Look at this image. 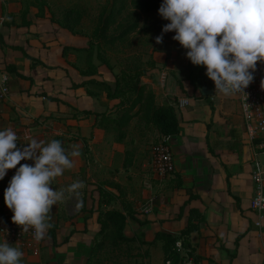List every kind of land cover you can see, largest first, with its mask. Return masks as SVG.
<instances>
[{
	"label": "crops",
	"instance_id": "crops-1",
	"mask_svg": "<svg viewBox=\"0 0 264 264\" xmlns=\"http://www.w3.org/2000/svg\"><path fill=\"white\" fill-rule=\"evenodd\" d=\"M32 1L0 0V78L7 76L10 87L9 97L0 102V130L12 127L26 143L56 139L69 151L77 145L80 156L74 158L75 166L57 177L52 187L66 188L82 180L85 188L79 210L75 198L53 206V227L44 239L14 245L24 253L23 264H87L100 231L96 211L100 188L115 197L104 210L134 214L127 218L125 235L136 238L138 251L131 258L139 253L134 259L141 264H166L156 235H180L192 209L204 216L200 230L189 237L198 262L264 264V219L251 207L252 174L256 160L264 162V155L255 157L238 99L216 93L211 79L206 86L212 96H203L202 87L195 90L184 75L188 58L183 46L162 54L167 71L159 70L157 61L149 64L151 72L142 83L155 92L158 105H173L179 121L178 134L168 140L175 175L158 180L146 159L148 140H155L158 132L135 118L118 142L114 131L96 127V115L80 114L111 111L118 101L96 85L73 84L110 80L101 67L96 76L81 73L86 67L75 63L74 54L87 52L74 49L88 48L90 38L59 26L47 12L40 17L37 0ZM23 18L32 24L21 25ZM65 47L73 48L67 56ZM183 101L187 103L181 105ZM14 175L7 172L0 180V221L14 215L5 203V189ZM191 195L196 197L190 200ZM259 221L261 227L256 225Z\"/></svg>",
	"mask_w": 264,
	"mask_h": 264
},
{
	"label": "clouds",
	"instance_id": "clouds-1",
	"mask_svg": "<svg viewBox=\"0 0 264 264\" xmlns=\"http://www.w3.org/2000/svg\"><path fill=\"white\" fill-rule=\"evenodd\" d=\"M159 14L170 21L163 33L174 31L173 39L188 50L187 58L194 65L206 66L216 93H245L254 80L257 62L264 61V0H163ZM162 42L163 34L156 37L157 44ZM18 139L12 127L0 130V180L20 165L5 189V203L14 213L13 223L22 226L23 232L33 229V238L40 241L53 227L54 205L75 198L77 210L83 207L84 181L52 187L57 177L75 166L80 152L77 145L69 151L56 139H31L21 148ZM22 160L34 165L20 164ZM23 256L7 240L0 243V264H23Z\"/></svg>",
	"mask_w": 264,
	"mask_h": 264
},
{
	"label": "trees",
	"instance_id": "trees-1",
	"mask_svg": "<svg viewBox=\"0 0 264 264\" xmlns=\"http://www.w3.org/2000/svg\"><path fill=\"white\" fill-rule=\"evenodd\" d=\"M130 2L136 12L151 13L159 11L163 0H130ZM126 3L127 0H112V10H110L108 14H102L100 17V26L94 30L92 37L90 36L89 47L86 49H74L76 51L87 52L86 69L81 70L84 76L92 77L99 74V67L93 62V52L91 50V42L93 39H96V41L105 46H114L119 42H125L128 37L139 30L141 21L139 14H137L132 22L123 24L118 22L117 16L118 14H122L126 9ZM118 4L119 8L116 9ZM36 5L39 8V16L45 17V3L37 0ZM80 16L78 11L70 9L64 14L63 20H55L53 15H51L50 19L59 26L70 30L73 34H84L79 30L81 25ZM31 24V21H27L26 18H23L21 25L26 26ZM117 24L119 26L118 28L121 30L117 35H110L112 26ZM71 50H73V48L65 47L63 50L64 56H67L68 52ZM25 55L27 58L31 59L26 53ZM97 59L100 61L101 65L106 66L113 72V66L110 60L103 54L98 53ZM206 72V66L194 65L190 59H188L187 79L195 90L209 84L210 78L206 75ZM145 75L146 70L144 68L138 65H130L121 69L119 73L114 75L115 82L113 84L105 81L100 82L94 79L78 85L73 84L75 88L86 85H96L103 92L107 93L110 100L118 101L114 106V108H116L115 112H112V110L103 113L83 111L80 114L83 117L96 115V127L106 132H110L111 130L114 131L118 142L125 139L127 129L135 118H138L145 125L153 127L158 132L160 137L158 136L155 138L158 144L164 142V137L178 134L179 121L173 105L160 106L157 104L155 92L142 83V78ZM180 86L182 88L181 82ZM173 175H175V172L171 176ZM99 191L100 201L96 211L99 213L98 223L100 231L91 250L87 264H100L102 255L105 254L104 252L106 250L118 252L124 245H127V247H129L127 251L132 253L134 248H137L135 244L137 241L136 238H128L125 235L127 218L134 217V214L131 212L125 214L123 211L116 209L104 210L103 206H109L115 200V197L103 188H100ZM195 197L196 196L191 195L190 200ZM203 223L204 216L202 213L196 209H192L187 221V226L180 235H174L168 232L157 233L155 239L162 241L166 262L172 260L174 264L178 263V256L173 252L175 244L178 240L182 239L184 246L189 248L191 246L189 242L190 235L199 231Z\"/></svg>",
	"mask_w": 264,
	"mask_h": 264
},
{
	"label": "rangeland",
	"instance_id": "rangeland-1",
	"mask_svg": "<svg viewBox=\"0 0 264 264\" xmlns=\"http://www.w3.org/2000/svg\"><path fill=\"white\" fill-rule=\"evenodd\" d=\"M45 3L44 9L47 12L48 16L51 18V15L55 17V20H63L64 14L70 10L74 9L79 12L81 15V25L79 27L80 32L84 33L86 37H92V34L96 28L100 26V17L102 14H108L112 10V0H39ZM30 2H34L30 0ZM126 9L122 14H118L117 19L120 24L126 22L134 21L137 14L140 15V28L137 32L132 34L125 42H119L114 46H105L102 43L93 39L91 42L92 52H93V62L98 66L103 68L107 80H110V83L114 82V75L119 73L121 69L126 68L130 65H138L150 73L151 70L148 69L149 64L156 61L159 70H166V64L163 62L162 54H165L170 51L174 53L179 51L182 48V45L173 39L175 32L163 33V27L170 23L169 20H165L160 14L159 11H154L151 13L145 12H136L130 2L127 0ZM119 8V4L116 6V9ZM118 24L112 26L110 35H117L121 30L118 28ZM163 34V42L160 44L156 43V37ZM75 37L70 39V44H75L73 41ZM103 54L107 59L110 60V63L113 66V72L110 71L106 66L101 65L100 61L97 59V54ZM75 63L78 65L86 67V53L74 54ZM156 69V68H155ZM186 77L187 70L184 71ZM146 76V75H145ZM144 76V77H145ZM104 78V76H103ZM108 80V81H109ZM145 85V84H144ZM114 109V108H113ZM112 109V110H113ZM110 111V110H107ZM155 130V129H154ZM156 131V130H155ZM153 137V136H152ZM150 138L148 140V149H146V159L148 162L152 161L153 156V147L158 143ZM150 164V163H149ZM129 247L124 245L118 252L106 250L104 255L100 260V264H141L139 258V253L135 255L134 258H131L133 255L127 251ZM138 249H135L132 252H137Z\"/></svg>",
	"mask_w": 264,
	"mask_h": 264
},
{
	"label": "built area",
	"instance_id": "built-area-1",
	"mask_svg": "<svg viewBox=\"0 0 264 264\" xmlns=\"http://www.w3.org/2000/svg\"><path fill=\"white\" fill-rule=\"evenodd\" d=\"M251 71V70H250ZM264 71V61H258L256 70L253 72V82L244 89L245 93H236L234 96L238 99L241 107V115L245 126V132L253 145L255 157L264 155V88L261 87V81H264L262 74ZM10 95L9 80L7 76L0 78V102L5 101ZM187 101L181 102L185 105ZM164 142L153 147V156L151 161V170L158 180L164 181L175 172L173 154L168 143L169 137H164ZM18 147H25V139L19 137ZM29 160H22L20 164H28ZM20 165L7 172L15 174ZM254 183V195L251 202L252 210L258 214L260 220L264 219V162L256 160L255 169L252 174ZM256 225L261 227V221ZM33 229L23 232L22 226L13 223L11 219L0 221V236L7 240L11 245L23 243L26 239L33 240ZM173 252L178 256L177 264H202L195 258L192 247L186 248L183 240L180 239L175 244ZM166 264H173V261H167Z\"/></svg>",
	"mask_w": 264,
	"mask_h": 264
},
{
	"label": "water",
	"instance_id": "water-1",
	"mask_svg": "<svg viewBox=\"0 0 264 264\" xmlns=\"http://www.w3.org/2000/svg\"><path fill=\"white\" fill-rule=\"evenodd\" d=\"M201 94L203 96H212L214 94L213 90H209L206 85L202 87Z\"/></svg>",
	"mask_w": 264,
	"mask_h": 264
}]
</instances>
